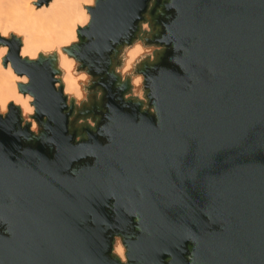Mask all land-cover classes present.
<instances>
[{
  "label": "water",
  "instance_id": "water-1",
  "mask_svg": "<svg viewBox=\"0 0 264 264\" xmlns=\"http://www.w3.org/2000/svg\"><path fill=\"white\" fill-rule=\"evenodd\" d=\"M89 11L66 51L110 85L117 46L153 18L148 41L162 49L138 69L148 109L101 87L97 129L73 142L53 56L29 62L6 42L50 127L21 137L18 109L0 118V264H119L114 235L129 264H264V0H97Z\"/></svg>",
  "mask_w": 264,
  "mask_h": 264
},
{
  "label": "clouds",
  "instance_id": "clouds-1",
  "mask_svg": "<svg viewBox=\"0 0 264 264\" xmlns=\"http://www.w3.org/2000/svg\"><path fill=\"white\" fill-rule=\"evenodd\" d=\"M96 4L97 0H0V118L7 117L10 105L18 109L19 120L23 124L19 131L21 137L25 127L33 138H37L42 125L50 126L35 119L37 115L43 117L44 113L37 107V97L27 91L31 78L27 73L15 71L12 62L7 59L10 48L6 42L15 38L21 44L19 57L29 62H36L41 56H54L52 83L58 90L57 95L63 98L62 107L74 105L82 109L89 104L94 77L82 61L71 56L66 49L79 43L78 30L91 24L93 17L89 10ZM140 30L151 32V27L145 22L140 25ZM147 41L136 37L131 43L125 42L109 76L110 81H116L117 91L124 92L122 99L143 104L142 109H148L146 82L150 78L138 69L145 61L155 63L157 58L153 44ZM160 43L163 44L162 38ZM109 51L110 46L104 49V52ZM172 59L175 60L174 57ZM125 86L128 91H125ZM105 106L112 109L111 105ZM155 108L153 101L151 110ZM88 123L97 129V124L90 117ZM98 134H101L99 130ZM49 141L54 143L51 138ZM110 254L119 264H129L127 246L120 235L112 237Z\"/></svg>",
  "mask_w": 264,
  "mask_h": 264
},
{
  "label": "rangeland",
  "instance_id": "rangeland-1",
  "mask_svg": "<svg viewBox=\"0 0 264 264\" xmlns=\"http://www.w3.org/2000/svg\"><path fill=\"white\" fill-rule=\"evenodd\" d=\"M151 4H152V1H150L149 2V4H148V7H150L151 6ZM157 11V10H156ZM148 23L149 25H150V27H151V32H142L141 30H140V25L142 24V23ZM157 30V27L154 25V22H153V18H151L150 16H149V14L146 12L145 13V17L138 23V29H137V31H136V33H135V35H134V37H133V39L132 40H134L136 37L137 38H140V39H151V37H152V35H153V33L155 32ZM132 40H131V42H132ZM130 42V43H131ZM147 43H149V44H153V46H154V52H155V54H156V57L159 55V53H160V51H161V49H162V46L161 45H158V44H155V43H152V42H147ZM123 45V44H122ZM122 45H119V46H117V48H116V52H115V54L114 55H112L111 56V60H110V70L112 69V68H114L115 66H116V57L119 55V49H120V47H122ZM144 63H152V62H147V61H145ZM141 66V65H140ZM53 67H55V61L53 62ZM140 68V67H139ZM94 77V81H93V84H92V86H91V91H90V93H89V95H90V101H89V104H87V105H84L83 106V108L81 109V108H76L74 105H73V109H75V111H76V114L74 115L75 116V118L77 119H81V121L80 122H77V124H75L74 123V126H76V127H79L80 125L79 124H82L81 126H90V124L88 123V115H86L85 114V112H82V110H87V109H89V108H93L94 106H96V105H98V102H99V97H98V86H97V84H96V79H97V77L96 76H93ZM129 89L127 88V90L126 91H128ZM142 106H143V104H142ZM77 119V120H78ZM91 119H92V121H93V117H91ZM21 123H22V121H21Z\"/></svg>",
  "mask_w": 264,
  "mask_h": 264
},
{
  "label": "flooded vegetation",
  "instance_id": "flooded-vegetation-1",
  "mask_svg": "<svg viewBox=\"0 0 264 264\" xmlns=\"http://www.w3.org/2000/svg\"><path fill=\"white\" fill-rule=\"evenodd\" d=\"M145 17V13L142 15V19ZM96 82L98 83L99 81L96 79ZM96 83V84H97ZM99 83H103L104 85L106 86H102L100 84L97 85L98 86V97H99V102H98V105L94 106L93 108H89L87 110H82V112H85L86 115H88V119L89 117H93V121L94 123L97 122V120L99 119V112H105V108H104V104L107 102V98H106V95H105V90H103L102 88H108L111 90V93H112V98L115 102H118L119 100L117 99V97H123L124 95V92H119L117 91L116 87H115V84L116 82H113L112 85L109 84V82L107 81H103L101 80ZM102 87V88H101ZM126 87V86H125ZM127 90V87L125 89V91ZM124 101V100H123ZM144 106H141V109L143 108ZM76 114V111L75 109L72 110L70 116L68 117V123L72 122V126L68 125V131L69 133H73L74 134V137H73V142H76V141H79L81 139H86V135H85V132H84V128H89L91 131H94L95 128L92 127L91 125L90 126H81L82 124H79L80 126L79 127H76L74 126V123L77 124V122H80L81 119H76L75 118V115ZM44 119V117H43ZM23 124L20 122L19 124V127L22 128ZM165 261H167V259H165Z\"/></svg>",
  "mask_w": 264,
  "mask_h": 264
},
{
  "label": "bare ground",
  "instance_id": "bare-ground-1",
  "mask_svg": "<svg viewBox=\"0 0 264 264\" xmlns=\"http://www.w3.org/2000/svg\"><path fill=\"white\" fill-rule=\"evenodd\" d=\"M20 47H21V44H20ZM20 47H19V48H20ZM53 59H54V61H55V57H54V56H53Z\"/></svg>",
  "mask_w": 264,
  "mask_h": 264
}]
</instances>
